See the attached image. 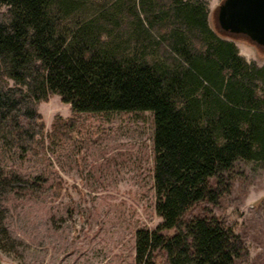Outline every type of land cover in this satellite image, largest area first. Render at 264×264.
<instances>
[{
  "label": "trees",
  "instance_id": "trees-1",
  "mask_svg": "<svg viewBox=\"0 0 264 264\" xmlns=\"http://www.w3.org/2000/svg\"><path fill=\"white\" fill-rule=\"evenodd\" d=\"M97 1L0 0V143L9 134L25 148L43 134L36 105L53 94L73 114L152 111L162 221L136 231V264H156L158 250L165 264H237L232 227L182 218L217 201L211 180L237 159L264 165V64L210 27L206 0ZM76 124L56 116L51 133L71 140ZM4 174L0 166V186Z\"/></svg>",
  "mask_w": 264,
  "mask_h": 264
},
{
  "label": "rangeland",
  "instance_id": "rangeland-1",
  "mask_svg": "<svg viewBox=\"0 0 264 264\" xmlns=\"http://www.w3.org/2000/svg\"><path fill=\"white\" fill-rule=\"evenodd\" d=\"M222 1L206 0L210 27L235 40L248 61L264 64V46L221 29ZM7 9L0 4V14ZM36 106L44 117L43 134L25 148L9 134L0 143L6 177L0 223L8 231L0 241V264H136V231L162 221L155 207L152 111L73 114L59 94ZM73 115L78 135L56 138L54 118ZM211 182L217 201L196 202L183 221L215 216L240 235L237 264H264V165L237 159ZM165 260V252L156 251V264Z\"/></svg>",
  "mask_w": 264,
  "mask_h": 264
},
{
  "label": "water",
  "instance_id": "water-1",
  "mask_svg": "<svg viewBox=\"0 0 264 264\" xmlns=\"http://www.w3.org/2000/svg\"><path fill=\"white\" fill-rule=\"evenodd\" d=\"M221 29L243 34L264 46V0H223L218 6Z\"/></svg>",
  "mask_w": 264,
  "mask_h": 264
}]
</instances>
